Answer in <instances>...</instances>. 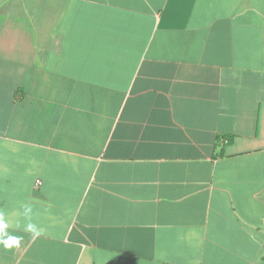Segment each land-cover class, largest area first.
<instances>
[{
    "label": "crops",
    "instance_id": "crops-1",
    "mask_svg": "<svg viewBox=\"0 0 264 264\" xmlns=\"http://www.w3.org/2000/svg\"><path fill=\"white\" fill-rule=\"evenodd\" d=\"M0 214V264H264V0H0Z\"/></svg>",
    "mask_w": 264,
    "mask_h": 264
},
{
    "label": "clouds",
    "instance_id": "clouds-1",
    "mask_svg": "<svg viewBox=\"0 0 264 264\" xmlns=\"http://www.w3.org/2000/svg\"><path fill=\"white\" fill-rule=\"evenodd\" d=\"M31 212V208L25 209V214ZM7 222L4 220L3 215L0 214V244H2L5 248H12V247H19L21 243V237L9 235L6 232L8 228ZM26 231L33 233L34 235L38 236L41 233V230L36 227V225L29 223L26 226Z\"/></svg>",
    "mask_w": 264,
    "mask_h": 264
},
{
    "label": "built area",
    "instance_id": "built-area-1",
    "mask_svg": "<svg viewBox=\"0 0 264 264\" xmlns=\"http://www.w3.org/2000/svg\"><path fill=\"white\" fill-rule=\"evenodd\" d=\"M224 143H227V141H224ZM37 183H39V182H37Z\"/></svg>",
    "mask_w": 264,
    "mask_h": 264
},
{
    "label": "trees",
    "instance_id": "trees-1",
    "mask_svg": "<svg viewBox=\"0 0 264 264\" xmlns=\"http://www.w3.org/2000/svg\"><path fill=\"white\" fill-rule=\"evenodd\" d=\"M263 259H264V256H263Z\"/></svg>",
    "mask_w": 264,
    "mask_h": 264
}]
</instances>
